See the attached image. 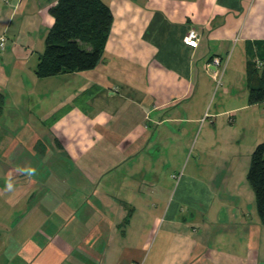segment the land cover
I'll list each match as a JSON object with an SVG mask.
<instances>
[{
	"label": "crops",
	"instance_id": "obj_1",
	"mask_svg": "<svg viewBox=\"0 0 264 264\" xmlns=\"http://www.w3.org/2000/svg\"><path fill=\"white\" fill-rule=\"evenodd\" d=\"M103 1L99 63L38 77L57 0H0V264H264L260 219L214 200L208 66H246L264 0Z\"/></svg>",
	"mask_w": 264,
	"mask_h": 264
},
{
	"label": "trees",
	"instance_id": "obj_2",
	"mask_svg": "<svg viewBox=\"0 0 264 264\" xmlns=\"http://www.w3.org/2000/svg\"><path fill=\"white\" fill-rule=\"evenodd\" d=\"M53 23L35 67L38 77L94 68L109 37L113 15L103 0H57L50 8ZM246 88L248 103H264V40L247 46ZM256 56L261 66L256 65ZM246 179L253 191L256 211L264 225V141L250 156Z\"/></svg>",
	"mask_w": 264,
	"mask_h": 264
},
{
	"label": "rangeland",
	"instance_id": "obj_3",
	"mask_svg": "<svg viewBox=\"0 0 264 264\" xmlns=\"http://www.w3.org/2000/svg\"><path fill=\"white\" fill-rule=\"evenodd\" d=\"M232 63L222 73L219 86H216L214 78L211 77L210 80L209 110L220 112L217 118V130L221 139L215 150H220L219 156L227 162L223 173L226 175L225 179L219 181L212 191L215 201H221L225 208L228 206L242 208V211L246 213V220L255 222L259 221V217L246 174L252 151L258 143L264 141V112H262L264 105L262 104L259 108L257 105L249 104L248 90L240 89L235 97L230 95L227 97L221 92L222 87L228 86L231 90L236 85L235 87L240 88L241 79L246 73L244 63L241 70L234 67ZM240 95L246 97V108L233 113L229 112L231 108L238 105L236 100L231 99L238 98Z\"/></svg>",
	"mask_w": 264,
	"mask_h": 264
},
{
	"label": "built area",
	"instance_id": "obj_4",
	"mask_svg": "<svg viewBox=\"0 0 264 264\" xmlns=\"http://www.w3.org/2000/svg\"><path fill=\"white\" fill-rule=\"evenodd\" d=\"M183 42L190 47H195L199 40V33L195 28H189L185 35L183 36ZM6 38L3 35H0V50H2L5 47ZM227 60H223L221 57L214 56L208 66L210 65L212 67V78L215 79L216 86H219L221 84V75L225 69ZM256 65L258 67L261 66V62L257 61ZM264 112V107H263Z\"/></svg>",
	"mask_w": 264,
	"mask_h": 264
},
{
	"label": "bare ground",
	"instance_id": "obj_5",
	"mask_svg": "<svg viewBox=\"0 0 264 264\" xmlns=\"http://www.w3.org/2000/svg\"><path fill=\"white\" fill-rule=\"evenodd\" d=\"M264 102V101H263Z\"/></svg>",
	"mask_w": 264,
	"mask_h": 264
}]
</instances>
